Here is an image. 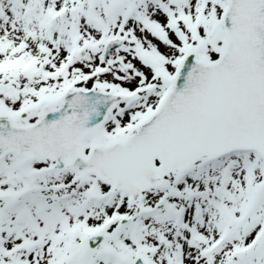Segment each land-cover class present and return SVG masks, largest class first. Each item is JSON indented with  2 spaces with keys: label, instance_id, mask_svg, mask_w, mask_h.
<instances>
[{
  "label": "snow or ice",
  "instance_id": "6c2138e0",
  "mask_svg": "<svg viewBox=\"0 0 264 264\" xmlns=\"http://www.w3.org/2000/svg\"><path fill=\"white\" fill-rule=\"evenodd\" d=\"M0 264H264V0H0Z\"/></svg>",
  "mask_w": 264,
  "mask_h": 264
}]
</instances>
